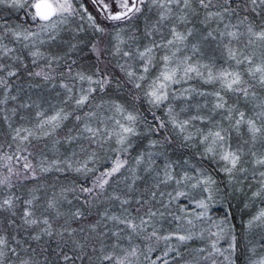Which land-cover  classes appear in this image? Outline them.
<instances>
[{"label": "snow or ice", "instance_id": "snow-or-ice-1", "mask_svg": "<svg viewBox=\"0 0 264 264\" xmlns=\"http://www.w3.org/2000/svg\"><path fill=\"white\" fill-rule=\"evenodd\" d=\"M0 8V264H264V0Z\"/></svg>", "mask_w": 264, "mask_h": 264}, {"label": "trees", "instance_id": "trees-1", "mask_svg": "<svg viewBox=\"0 0 264 264\" xmlns=\"http://www.w3.org/2000/svg\"><path fill=\"white\" fill-rule=\"evenodd\" d=\"M17 17H19L21 20H23L24 18V14L22 12H17V13H12L9 14L8 10L0 8V19H4L7 18L9 21L11 22H15ZM234 207L232 209L233 213L236 216V223L239 224L241 217H243L244 219L248 218L249 210H244L243 209V205L240 204L238 201H233ZM217 214L218 215H223V212L220 210H217ZM251 238V237H250ZM245 245V238L244 235L242 234L238 240V247L241 250V253L243 251ZM193 246H195V244H193ZM238 264H243V260L241 259L240 261H238Z\"/></svg>", "mask_w": 264, "mask_h": 264}]
</instances>
